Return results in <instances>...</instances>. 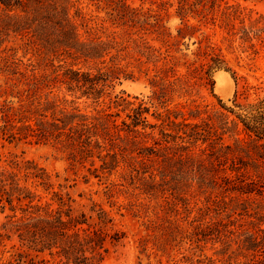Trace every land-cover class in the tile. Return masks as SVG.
<instances>
[{"label":"trees","instance_id":"1","mask_svg":"<svg viewBox=\"0 0 264 264\" xmlns=\"http://www.w3.org/2000/svg\"><path fill=\"white\" fill-rule=\"evenodd\" d=\"M139 1L157 10L132 7L128 0H91L104 16L88 28L78 0H0V98L17 99L16 104L3 100L0 140L51 144L72 164L91 160L94 166L97 158L100 170L108 173L121 165L129 185L142 194L160 195L171 206L180 202L185 221L193 214L192 232L184 236L180 226L168 222L156 238L158 252L185 238L197 246L217 238L222 255L235 264H264V101L241 105L234 96V108L218 100V108L196 106L187 118L166 109L175 92L189 95L201 82H210L212 71H229L209 34H202L192 60L177 56L183 39L211 24L226 30L229 48L238 36L254 49L253 39L264 43V16L245 27L244 11L224 0H175L181 23L172 35L162 12L173 3ZM190 17L197 25L189 23ZM141 76L153 88L150 106L138 97L116 96V111L109 105L98 109L115 82ZM77 101H89L94 109L86 113ZM149 116L159 124L150 123ZM91 172L98 177L97 168ZM38 188L51 194L55 209L51 203L33 204L40 200ZM65 188L58 185L54 191L51 175L33 161L0 166V213L6 208L12 213L0 229L19 243L7 264H45L35 261L45 254L61 264H101L108 246L121 243L125 234L109 233L104 213L97 222L75 215ZM187 195L199 199L193 207ZM145 243L140 241L141 252ZM239 257L244 261H236Z\"/></svg>","mask_w":264,"mask_h":264},{"label":"rangeland","instance_id":"2","mask_svg":"<svg viewBox=\"0 0 264 264\" xmlns=\"http://www.w3.org/2000/svg\"><path fill=\"white\" fill-rule=\"evenodd\" d=\"M224 2L239 6L244 11L245 27H249L253 21L264 16V0H224ZM169 3H173V6L168 8L166 13L162 12V16L166 28L174 35L181 21L175 15V0H169ZM128 4L132 7L142 6L144 9L157 10L156 5L151 6L149 2L128 0ZM77 6L81 9L88 28L98 23V17L104 16L102 12H98L91 0H78ZM70 13L74 15V9ZM75 22L80 24L82 20L77 18ZM189 23L197 25L195 19L191 17ZM234 24L236 27H241L239 21H235ZM261 26L262 24L258 25V27ZM199 29L190 40L183 39L181 41L178 46L180 52L177 56L186 55L187 60H192V54L197 51V42L201 39L202 34H209L210 42L219 45L221 48V54L225 61L224 67H227L229 71L223 69L212 71L210 82L207 84L201 82L202 84L196 86L189 95L175 92L169 97L166 109L179 111L187 118L188 111L196 106L203 108L206 105L208 108H218V100H221L227 107L234 108L232 102L234 96H236L237 103L241 105L264 101V43L260 44L258 40L253 39L251 43L255 45V48L250 49L249 43L241 44L238 36H236L229 48L228 43L223 40L226 35L225 29H220L217 25L212 26L211 24L201 25ZM83 32V28H80V33ZM153 44L158 45L156 42ZM21 55H23V50L20 49L18 56ZM206 61L203 60V62ZM79 66L81 67L82 64ZM178 70L179 74L185 73L183 67L178 68ZM2 82L0 77V85ZM152 91L153 88L144 76L133 81L121 80L120 83H114L113 89L108 90V95L103 98V103L98 109L109 105L111 111H116L113 104L116 96H123L129 100L138 97L144 100L147 106H150L149 99L152 96ZM4 98L6 97L0 98V108ZM6 99L7 101L12 100L14 104L17 102L16 98L10 96ZM67 99L71 100V97L67 96ZM76 106L86 113H90L94 109V105L89 101L86 103L77 101ZM157 109L161 113L164 111L160 107ZM154 110L155 108H151V111ZM148 120L150 123L159 124V121L152 116H149ZM238 137L241 138L242 135ZM224 142L230 143L231 140L225 137ZM11 160L35 162L51 175L54 191L59 190L58 185L66 187L63 192L69 194L70 206L75 215L83 213L90 222H97L99 216L104 213L110 219L106 226L107 231L125 234L117 247L108 246L109 252L104 255L101 264H138V262L140 264H235V260H228L227 256L222 255V243L217 238H212L207 243L201 242L198 246L185 238L180 244L175 242L167 246L164 253L156 251V238L161 236L163 229L168 226V222L180 226L185 232L183 235L189 237L192 232L189 222L193 214L185 221L184 208L180 202H177L176 206H171L166 204V199L160 195L142 194L135 186L129 185V181L126 179L127 169L121 165L115 171L108 173L100 170L101 163L97 158L92 159L94 166L90 165L91 160L85 161L83 164H72L67 160L66 153L51 144H8L0 140V166L8 167V162ZM93 168L98 169L96 174L98 177L92 174ZM36 194L40 200L38 201L36 198L33 204L51 203L53 209L58 206L57 202L51 200V194L44 192L41 188H38ZM186 197L189 199L190 207H193L194 201L199 200L192 198L191 195ZM6 215H12L7 208L4 214L0 213V226L6 221ZM16 215L17 217L21 216L19 211L16 212ZM141 240L146 242L143 252H141ZM18 249L19 243L16 236L11 234L7 237L6 232L0 229V264H7L8 261H11L12 255ZM183 256L189 257L190 263L185 262L182 259ZM41 259L48 261L45 264H61L58 259H52L47 254L40 255L35 258V261ZM236 261H244V259L239 257Z\"/></svg>","mask_w":264,"mask_h":264}]
</instances>
